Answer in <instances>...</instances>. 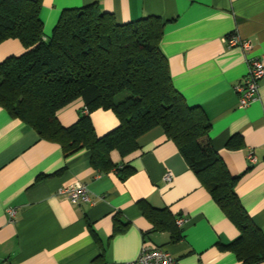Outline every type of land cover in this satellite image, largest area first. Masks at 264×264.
I'll return each instance as SVG.
<instances>
[{
  "label": "crops",
  "instance_id": "crops-1",
  "mask_svg": "<svg viewBox=\"0 0 264 264\" xmlns=\"http://www.w3.org/2000/svg\"><path fill=\"white\" fill-rule=\"evenodd\" d=\"M46 37L62 10L97 3L120 24L154 16L164 23L160 47L172 84L188 106H199L210 122L214 151L229 174L240 205L264 237V78L259 96L244 108L235 87L252 58L264 62V0H41ZM235 33L252 49L227 48L222 39ZM22 49L0 46V60ZM84 107L77 101L58 113L64 127ZM98 137L118 126L111 111L90 115ZM231 141L233 146L228 147ZM141 148L116 169L102 172L81 151L64 157L61 147L42 140L33 129L0 108V264H117L137 258L143 247L160 248L178 264H242L224 246L239 232L189 169L175 143L154 128L138 139ZM251 153L255 159H248ZM170 174L167 182L165 176ZM84 184L89 204H72L65 192ZM166 209L168 229H154L141 205ZM12 208L10 218L7 209ZM178 220H182L180 225ZM256 264H264V260Z\"/></svg>",
  "mask_w": 264,
  "mask_h": 264
},
{
  "label": "trees",
  "instance_id": "trees-1",
  "mask_svg": "<svg viewBox=\"0 0 264 264\" xmlns=\"http://www.w3.org/2000/svg\"><path fill=\"white\" fill-rule=\"evenodd\" d=\"M41 7V0H0V46L15 42L22 49L0 60V108L42 140L58 144L66 159L89 152L95 169H116L122 180L133 169L119 168L112 153L124 162L141 149L139 138L161 128L238 230L239 236L224 248L242 264L263 261L264 237L235 192L239 177L229 174L214 151L202 108L188 106L172 84L160 47L164 23L149 16L120 24L92 3L62 10L46 37ZM77 101L84 105L78 120L62 126L58 113ZM97 110L111 111L118 120L101 137L90 119ZM140 207L154 229L170 230L172 241L180 238L166 209Z\"/></svg>",
  "mask_w": 264,
  "mask_h": 264
},
{
  "label": "built area",
  "instance_id": "built-area-1",
  "mask_svg": "<svg viewBox=\"0 0 264 264\" xmlns=\"http://www.w3.org/2000/svg\"><path fill=\"white\" fill-rule=\"evenodd\" d=\"M227 48H240L244 53L249 52L252 49L249 41L241 39L235 33L226 35L222 39ZM248 70L243 81L238 84L234 89L238 95V104L240 108L247 107L252 102L256 101L259 96V82L264 78V62L258 58H252L247 61ZM250 162H254L255 159L251 153L248 154ZM170 174L165 176V181H169ZM65 192L68 195V199L72 204H89L91 202L90 191L84 184L76 183L71 185ZM7 213L10 218L14 217V210L12 208L7 209ZM182 220H178L177 224L180 225ZM117 264H178L175 258L168 252L160 248L143 247L136 259L119 262Z\"/></svg>",
  "mask_w": 264,
  "mask_h": 264
}]
</instances>
